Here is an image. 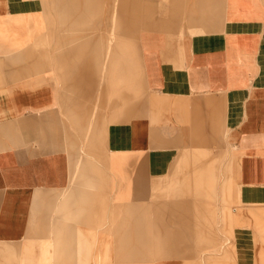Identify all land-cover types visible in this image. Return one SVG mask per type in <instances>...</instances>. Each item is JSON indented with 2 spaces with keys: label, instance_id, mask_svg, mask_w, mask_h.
Instances as JSON below:
<instances>
[{
  "label": "crops",
  "instance_id": "obj_1",
  "mask_svg": "<svg viewBox=\"0 0 264 264\" xmlns=\"http://www.w3.org/2000/svg\"><path fill=\"white\" fill-rule=\"evenodd\" d=\"M156 1L167 9L141 37L132 117L95 128L90 139L78 98L61 104L45 60H34L44 57L31 37L37 22L46 24V0H0V264H35L39 248L25 240L49 220L53 233L68 224L95 235L75 262L99 264L96 256L113 248L101 215L144 204L192 151L217 153L233 143L238 196L245 205L264 204V0ZM120 54L131 59L127 45ZM204 173L196 180L208 186L199 189H213ZM135 225L144 246V227ZM234 230L236 261L254 264L255 231ZM218 234L220 252L230 236ZM61 249L53 239L59 264ZM145 251L125 254L133 260ZM142 257L131 264L147 263Z\"/></svg>",
  "mask_w": 264,
  "mask_h": 264
},
{
  "label": "rangeland",
  "instance_id": "obj_2",
  "mask_svg": "<svg viewBox=\"0 0 264 264\" xmlns=\"http://www.w3.org/2000/svg\"><path fill=\"white\" fill-rule=\"evenodd\" d=\"M165 6L166 2L156 0H46V24L42 27L37 22V31L31 37L34 53L43 51L44 57L39 53L34 60L40 61V65L45 60L46 75L61 104L77 97L85 108L88 138L97 127L105 128L112 121L132 117L137 95L134 84L140 78L136 73H140L141 37L155 18L166 13ZM13 45L20 47L22 42ZM126 45L132 62L130 58L116 56H121ZM236 152L240 153V149L233 143L217 153L192 151L178 164V176L161 182L164 186L156 188L144 204L134 211L101 215L103 221L99 225H109L113 248L111 256H96V262L142 261V256L130 260L125 254L127 249L142 246L150 250V256L145 251L147 256L142 257L148 261L145 264H239L235 258L234 228L245 225L256 234L254 264H264V204L245 205L238 196L241 172L240 166L235 165ZM202 171L206 178L213 177V189H199L208 186L207 182L201 184L196 180L197 173ZM138 222L144 227L140 234L144 246L137 243ZM217 234L221 239L226 234L231 238V243L229 238L220 252L215 247ZM53 239L62 244L61 264H94L90 260H75L78 251H88L85 240L95 245V235L75 231L68 224L63 229L56 226L53 233L51 220L30 230L25 240L29 246L39 248L40 258L35 264H59L54 257Z\"/></svg>",
  "mask_w": 264,
  "mask_h": 264
}]
</instances>
